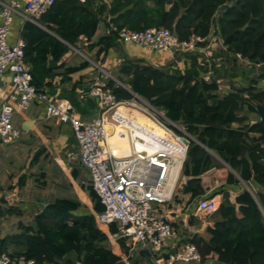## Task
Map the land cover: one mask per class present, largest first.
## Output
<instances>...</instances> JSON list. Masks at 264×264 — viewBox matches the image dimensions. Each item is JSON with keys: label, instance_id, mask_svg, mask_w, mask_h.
<instances>
[{"label": "trees", "instance_id": "obj_1", "mask_svg": "<svg viewBox=\"0 0 264 264\" xmlns=\"http://www.w3.org/2000/svg\"><path fill=\"white\" fill-rule=\"evenodd\" d=\"M99 1L95 5L96 0H55L40 17V24L26 21L22 30L25 61L37 68L52 56L51 62L57 64L69 44L76 45L81 37L91 39L105 21L108 27L113 24L137 31L163 26L180 39L192 34L207 36L215 24L227 46L226 53H241L250 61L264 62V0ZM100 42V51H107L118 42V34L111 32ZM232 55L228 58H234L236 64L238 59ZM204 58L197 54L194 61L190 59L192 66L181 70L162 69L126 57L121 73L129 77L126 84L133 92L164 111L195 138L182 170L189 177L182 191L191 195L190 201L197 203L202 196L223 193L213 214L214 226L207 229L210 237L195 234L189 238L201 255L196 264H264V89L258 86L264 79V69L245 85L220 95L215 78L203 79L209 62ZM33 83L40 89L34 77ZM109 86L119 100L134 96L113 79H109ZM251 113L257 118L250 119ZM211 151L228 165L216 161ZM212 176L226 183L207 195L203 183ZM241 179L256 188V198L244 188L236 198L237 207L224 186L242 187ZM88 187L92 204L57 199L35 216L32 225H23L20 232L2 238L0 250L9 251L15 244L13 256L33 258L39 264H126L123 258H130L127 241L117 239L113 249L106 247L118 231V224L97 225L96 216L104 205L93 187ZM7 212L0 210V216Z\"/></svg>", "mask_w": 264, "mask_h": 264}, {"label": "built area", "instance_id": "obj_2", "mask_svg": "<svg viewBox=\"0 0 264 264\" xmlns=\"http://www.w3.org/2000/svg\"><path fill=\"white\" fill-rule=\"evenodd\" d=\"M54 2L0 0V77L9 75L14 85L11 99L3 101L0 106V143H13L21 137L22 132L13 120L17 108L26 110L35 101L45 104L48 117L69 123L74 130L81 163L88 169L90 185L104 205V210L96 216L97 223H117L114 239H125L132 254L142 248L154 264L198 263L201 255L196 244L183 238L163 209L179 194L177 188L183 165L191 140L195 138L182 125L170 120L164 111L114 79L134 95L130 100H119L109 86L110 75L90 91L99 101L98 115L91 120L84 119L70 100L52 98L33 83L32 71L25 61L26 41L22 31L16 42L9 41L15 14L21 15L25 21L40 24V17ZM107 32H116L118 41L137 43L152 50L201 54L209 61L203 76L207 81L216 77L213 71L214 46L220 45L227 51L215 24L207 36L192 34L187 39H180L176 32L163 26L137 31L119 29L112 24ZM232 56H236L251 77H256L264 69L263 61H250L241 53ZM134 112L144 115L153 124L141 121ZM110 127L112 132H109ZM118 130L124 131L120 134L126 136L129 143V149L122 150L121 154L115 152L108 140ZM219 205L215 198L202 196L196 210L209 216L218 210ZM0 264L39 263L33 258L17 257L0 250ZM40 264L55 263L46 261Z\"/></svg>", "mask_w": 264, "mask_h": 264}, {"label": "crops", "instance_id": "obj_3", "mask_svg": "<svg viewBox=\"0 0 264 264\" xmlns=\"http://www.w3.org/2000/svg\"><path fill=\"white\" fill-rule=\"evenodd\" d=\"M99 3L101 1L96 0L95 5ZM25 22L21 15H14L9 36L11 43L17 41ZM107 31L108 26L105 21H102L97 33L91 39L81 37L76 45L69 44V50L57 64L51 62L52 56L48 57L46 64L37 68L26 62L30 69L34 71L33 77L41 90L47 91L52 98L70 100L76 111L86 120H91L98 115L99 101L90 94V91L100 80L110 75L113 80L117 79L128 86L126 83L129 77L121 73V63L124 58L143 60L162 69L180 68L186 70L192 66L190 59L194 61L193 57L198 54L185 52L172 54L152 50L137 43L121 41H118L107 51H100L103 47L100 39L109 34ZM51 33L54 32L51 31ZM214 48L212 52L215 61L213 71L216 73L215 79L219 82L220 95L226 94L234 87L245 85L250 81L252 75L245 71L239 60L235 64L233 63L234 58L230 57L231 59H229L228 57L231 55L226 53L224 48L220 45H215ZM198 56L204 58L201 54H198ZM205 65L207 66L208 62ZM258 86L264 89V79L259 80ZM13 89L14 85L9 75L0 77V106L3 101L11 99ZM249 118L254 120L257 115L251 113ZM13 120L22 134L13 143H0V210L6 212L14 210L15 212H7L0 216V242L2 238L20 232L23 225H32L35 216L46 205L57 199L65 198L63 197L65 194H71L68 196L72 197L77 194L80 198L75 200L83 204H92L88 189L90 174L88 169L81 163L79 145L72 126L57 118L48 117L45 104L38 101H35L26 110L17 108ZM234 126H239V124L235 123ZM112 130V127L109 128V132H112ZM122 131L118 130L117 134L112 133L114 135L110 136L113 145L119 143ZM117 149L115 152L120 154L121 150ZM212 154L213 156L214 154L217 155L215 152H212ZM188 179L189 177L184 176L182 184L184 185ZM241 182L242 187L240 185L224 186V190L229 194L230 201L237 207L239 206L236 202L237 196L244 188L248 189L247 187H249H246L247 182L243 179H241ZM225 183V180L212 176L203 184L207 190L206 193L210 195L213 191H219L223 188ZM82 193L83 195H81ZM181 193L183 196L181 197L182 202L177 204V208L169 203L164 205V212L168 214L184 239H188L201 231L203 232L199 235L206 238L210 237L207 229L214 226L215 220H203L204 215L196 210L198 201L195 208H191V195L184 193L182 190ZM210 198H215L221 203L223 193H217ZM213 214L204 217L207 218L213 216ZM201 220L200 227H203L198 229L197 223ZM97 225L102 227L98 223ZM204 230L208 235L203 234ZM114 234L116 232L105 244L107 248L113 249L114 241L117 240L114 239ZM14 248L15 244L10 247L9 251L13 253ZM166 252L168 253V249H166ZM15 256L20 257L21 255ZM129 256L130 258H123L126 264H131L133 261H137V264H154L151 256L141 249H136L133 254L129 252Z\"/></svg>", "mask_w": 264, "mask_h": 264}, {"label": "rangeland", "instance_id": "obj_4", "mask_svg": "<svg viewBox=\"0 0 264 264\" xmlns=\"http://www.w3.org/2000/svg\"><path fill=\"white\" fill-rule=\"evenodd\" d=\"M135 114L137 115V117H139L140 119H143L144 121H147V122H149V123H151V124H153L152 123V121H150L147 117H145L144 115H141V114H139V113H137V112H135ZM143 120H141V121H143ZM214 156H215V159H217L218 161H220L222 164H225V165H227L226 163H225V161H223L222 162V160L219 158V157H217V155H215L214 154ZM183 172V171H182ZM216 178H218V179H220V180H224V179H222V178H219V177H217L216 176ZM210 179V178H209ZM208 179V180H209ZM207 180V181H208ZM182 181H184V175H183V173L181 174V179H180V182H179V185H178V188H177V191L179 192V194L176 196V198H175V200L174 201H172L171 202V206H173V207H175V208H177V204H179V202H182V200H181V197H183L182 196V193H181V190H182V186H183V184H182ZM207 181H205V182H207ZM182 185V186H181ZM244 186V185H243ZM247 186H249V188L254 192V188L251 186V184H248L247 183V185H246V187ZM245 187V186H244ZM248 188V187H247ZM88 194V193H87ZM68 195H71V194H65V195H63V197H65V198H73L74 200L75 199H79L80 197L77 195V194H74L73 195V197L72 196H68ZM81 195H83V193L81 194ZM207 195H209L208 193H207ZM206 197H208V196H206ZM82 200H84V199H82ZM172 203H173V205H172ZM175 205V206H174ZM195 206H196V203H195V201H192L191 202V208L192 207H194L195 208ZM182 207V206H181ZM193 208V209H194ZM203 220H215V217H214V215L213 216H210V217H207V218H205L204 216H203ZM202 223V220L201 221H199L198 223H197V228L199 229V228H202L203 226H201L200 227V224ZM203 231H201L200 233H202ZM200 233H198V234H200ZM203 234H205V235H208V233L204 230V233ZM142 249V248H141Z\"/></svg>", "mask_w": 264, "mask_h": 264}, {"label": "bare ground", "instance_id": "obj_5", "mask_svg": "<svg viewBox=\"0 0 264 264\" xmlns=\"http://www.w3.org/2000/svg\"><path fill=\"white\" fill-rule=\"evenodd\" d=\"M160 131V130H159ZM124 132V131H123ZM108 140H109V143L112 145L113 149L116 150V148H118L119 150H123V151H126L129 149V143H128V140H127V137L126 136H123V134H121V137H120V140H119V143L116 144V145H113L112 144V141H111V137L109 136L108 137ZM117 149V150H118ZM117 153V152H116ZM121 154V153H120Z\"/></svg>", "mask_w": 264, "mask_h": 264}, {"label": "water", "instance_id": "obj_6", "mask_svg": "<svg viewBox=\"0 0 264 264\" xmlns=\"http://www.w3.org/2000/svg\"><path fill=\"white\" fill-rule=\"evenodd\" d=\"M111 128V127H110ZM244 181V180H243ZM248 190L250 191V192H252V190L248 187ZM252 194L254 195V193L252 192ZM254 197L256 198V196L254 195Z\"/></svg>", "mask_w": 264, "mask_h": 264}]
</instances>
